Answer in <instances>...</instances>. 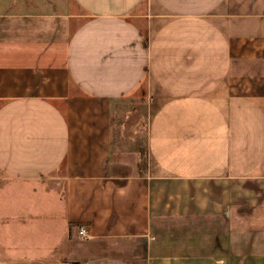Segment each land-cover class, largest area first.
Masks as SVG:
<instances>
[{
    "label": "crops",
    "instance_id": "0c3cea01",
    "mask_svg": "<svg viewBox=\"0 0 264 264\" xmlns=\"http://www.w3.org/2000/svg\"><path fill=\"white\" fill-rule=\"evenodd\" d=\"M0 264H264V0H0Z\"/></svg>",
    "mask_w": 264,
    "mask_h": 264
},
{
    "label": "rangeland",
    "instance_id": "374dc122",
    "mask_svg": "<svg viewBox=\"0 0 264 264\" xmlns=\"http://www.w3.org/2000/svg\"><path fill=\"white\" fill-rule=\"evenodd\" d=\"M147 118H148V112L146 111V109L145 108H140L134 113L133 117H131L130 120H131V122L142 121L141 124L143 126H145ZM118 131H120V129H118ZM143 139H144V134L143 133H139V140L142 142Z\"/></svg>",
    "mask_w": 264,
    "mask_h": 264
},
{
    "label": "trees",
    "instance_id": "16d2710c",
    "mask_svg": "<svg viewBox=\"0 0 264 264\" xmlns=\"http://www.w3.org/2000/svg\"><path fill=\"white\" fill-rule=\"evenodd\" d=\"M139 155H140L139 166H141L142 168H145V166H146V152L141 149L139 151Z\"/></svg>",
    "mask_w": 264,
    "mask_h": 264
},
{
    "label": "built area",
    "instance_id": "2783aa9c",
    "mask_svg": "<svg viewBox=\"0 0 264 264\" xmlns=\"http://www.w3.org/2000/svg\"><path fill=\"white\" fill-rule=\"evenodd\" d=\"M79 234H84V229L83 228H79Z\"/></svg>",
    "mask_w": 264,
    "mask_h": 264
}]
</instances>
